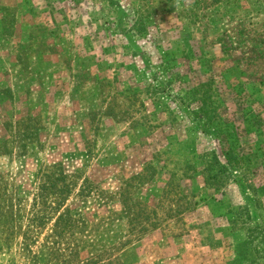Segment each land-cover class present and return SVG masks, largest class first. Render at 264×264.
<instances>
[{
    "label": "rangeland",
    "instance_id": "obj_1",
    "mask_svg": "<svg viewBox=\"0 0 264 264\" xmlns=\"http://www.w3.org/2000/svg\"><path fill=\"white\" fill-rule=\"evenodd\" d=\"M0 264H264V0H0Z\"/></svg>",
    "mask_w": 264,
    "mask_h": 264
},
{
    "label": "trees",
    "instance_id": "obj_2",
    "mask_svg": "<svg viewBox=\"0 0 264 264\" xmlns=\"http://www.w3.org/2000/svg\"><path fill=\"white\" fill-rule=\"evenodd\" d=\"M204 97H207V96L204 95ZM203 102H204V104H208V103H209V102L207 101V98H204V99H203ZM48 189H50V188H48V187H47V188H46V187H43V188H42L43 191H44V190H48ZM57 191H58V190H54V191L51 190L50 193L53 195V193H56ZM61 192L63 193L64 191H61ZM68 212H69V210L67 209V210L65 211V214L68 213ZM71 214H72V208H71Z\"/></svg>",
    "mask_w": 264,
    "mask_h": 264
}]
</instances>
